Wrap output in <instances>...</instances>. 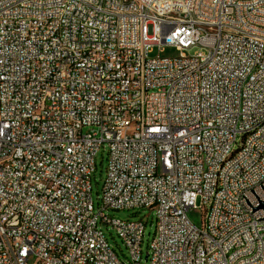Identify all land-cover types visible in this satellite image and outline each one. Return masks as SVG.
Wrapping results in <instances>:
<instances>
[{
  "label": "built area",
  "instance_id": "1",
  "mask_svg": "<svg viewBox=\"0 0 264 264\" xmlns=\"http://www.w3.org/2000/svg\"><path fill=\"white\" fill-rule=\"evenodd\" d=\"M0 160V264H264V0H0Z\"/></svg>",
  "mask_w": 264,
  "mask_h": 264
},
{
  "label": "rangeland",
  "instance_id": "2",
  "mask_svg": "<svg viewBox=\"0 0 264 264\" xmlns=\"http://www.w3.org/2000/svg\"><path fill=\"white\" fill-rule=\"evenodd\" d=\"M179 55H180V51H178L174 47H169V46H164L161 48L155 47L151 52L152 57H156V56L175 57ZM107 157H108V147L105 144L103 147H101L100 151L97 153L96 169L92 176V198L96 210H98V208H102L103 206L101 197L103 193V183L106 178ZM104 213L114 219H122V220L143 219V221L146 222L145 236L142 245L144 252V260L142 263H145L146 262L145 255L147 253L150 242L155 232L154 211L151 212L149 208H135L130 210L105 209ZM188 217L195 225L202 226L203 212L200 208L197 207L189 210ZM103 230L106 234V237L110 245L117 251L120 257L124 258L125 255L128 254V252L122 240L117 235L115 229L112 227V225L104 224Z\"/></svg>",
  "mask_w": 264,
  "mask_h": 264
},
{
  "label": "bare ground",
  "instance_id": "3",
  "mask_svg": "<svg viewBox=\"0 0 264 264\" xmlns=\"http://www.w3.org/2000/svg\"><path fill=\"white\" fill-rule=\"evenodd\" d=\"M195 1V0H188ZM167 2V0H154V4H163ZM105 30V23L96 22L88 27V29L84 30V37H93L95 34H99L100 31ZM5 167H8V160H0V170H3Z\"/></svg>",
  "mask_w": 264,
  "mask_h": 264
},
{
  "label": "water",
  "instance_id": "4",
  "mask_svg": "<svg viewBox=\"0 0 264 264\" xmlns=\"http://www.w3.org/2000/svg\"><path fill=\"white\" fill-rule=\"evenodd\" d=\"M148 257V253L146 254V258Z\"/></svg>",
  "mask_w": 264,
  "mask_h": 264
}]
</instances>
